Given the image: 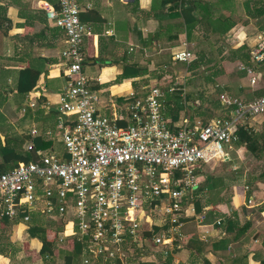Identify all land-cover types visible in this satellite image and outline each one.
<instances>
[{
  "label": "crops",
  "instance_id": "1",
  "mask_svg": "<svg viewBox=\"0 0 264 264\" xmlns=\"http://www.w3.org/2000/svg\"><path fill=\"white\" fill-rule=\"evenodd\" d=\"M56 1L0 0V14L12 23L7 34L0 32V149L5 146L6 136L20 138L31 128H36L37 136L51 141L53 150L62 151L54 124L56 103L64 81L61 53L65 38L45 14ZM90 1L92 8L84 12L81 20L90 29V35L83 39L86 59L83 73L90 88L99 96V115L124 120L128 115L127 99L133 93L141 94L149 85L184 94L186 77L193 76L197 70H201V81L198 82L199 86L201 83V100L196 102L201 101V112L206 110L208 99H217L221 93L245 101L264 95V67L258 68V82L251 86L245 72L239 70L244 64L240 61L243 54L232 52L241 47L250 52L257 37L264 35V0ZM222 18H227L231 24V28L223 33L218 29L215 31ZM184 49L191 51L194 58L190 64L179 63L181 66L178 67L171 58L175 52ZM194 63L196 68L189 69ZM127 65H139L147 72L142 77L122 78ZM26 67L38 71L39 77L30 93L20 95L15 89L17 74ZM27 97L37 106L22 113ZM175 102L179 100L175 98L169 105ZM193 108H196L195 104ZM165 109L162 115L171 124V116ZM186 116L184 109L179 117L183 121ZM252 123L254 127L259 126L264 123V117L256 116ZM231 153L237 155L234 159H242L244 153L255 162L242 148H234L225 162L232 160ZM10 159L12 153L2 155L0 151V163ZM232 161L229 165L236 170L240 163ZM201 167L196 175L198 186L192 192V200L199 197L202 210L196 214L193 204L185 208L189 219L183 225L191 224L189 233L170 249L167 259L163 257L162 261L151 263L259 264L264 260L263 191L257 189L247 196L236 185L227 196L226 178L212 172L203 174ZM245 176L246 173H242L240 179ZM248 176L254 179L256 175ZM216 178L223 181L218 190L211 188ZM206 181L210 185H206ZM214 192L217 193L215 199L205 200ZM227 217L234 221V232L240 231L238 236L227 235L223 225H219ZM47 220L35 214L29 223L0 219V264H42L41 252L44 251L52 252L55 264H64L68 256L61 255L58 249L51 251L29 237L30 224L42 221L45 225ZM54 227H47L49 239L54 237ZM61 228L63 234L65 229ZM68 233L65 232V236ZM25 240L31 243L25 246ZM189 240L194 244L188 243ZM64 249L70 250V247ZM84 258L78 264H84ZM89 264L97 262L90 259Z\"/></svg>",
  "mask_w": 264,
  "mask_h": 264
},
{
  "label": "built area",
  "instance_id": "2",
  "mask_svg": "<svg viewBox=\"0 0 264 264\" xmlns=\"http://www.w3.org/2000/svg\"><path fill=\"white\" fill-rule=\"evenodd\" d=\"M91 8L90 0H57L45 11L65 38L64 81L54 124L62 151L36 150L37 162L19 163L0 173V219L29 223L35 214L70 227L67 235L92 252L84 264L90 259L122 264L126 250L141 243L153 227L161 231L150 242L167 255L184 237L182 205L192 200L198 186L195 170L229 159L238 125L264 116V95L245 101L221 93L217 100L226 117L208 123L184 119L170 130L162 103L173 90L152 87L128 105L130 124L118 126L116 119L97 113L99 96L83 73V39L90 29L79 16ZM193 58L184 49L171 59L188 64ZM249 61L251 65L241 64L239 70L253 86L259 79L256 68L264 63V35L257 37ZM36 106L27 97L21 112ZM37 135L36 128L26 133ZM25 147L33 149L31 143ZM64 233L58 234L59 244L68 237Z\"/></svg>",
  "mask_w": 264,
  "mask_h": 264
},
{
  "label": "trees",
  "instance_id": "3",
  "mask_svg": "<svg viewBox=\"0 0 264 264\" xmlns=\"http://www.w3.org/2000/svg\"><path fill=\"white\" fill-rule=\"evenodd\" d=\"M49 1V0H48ZM55 6V5H53ZM176 6V5H175ZM174 6V7H175ZM1 9V7H0ZM90 11V10H88ZM84 11V12H88ZM84 12L80 13V20H83L82 15ZM12 26V23L10 19H8L5 15L0 14V32L3 34H7L8 31L10 30ZM213 28V27H211ZM231 28V24L229 23L227 18H222L220 19V22L218 25L215 27V31L220 30L222 33L228 31ZM218 29V30H217ZM214 30V28H213ZM61 31V30H60ZM220 32V34H222ZM63 34V32L61 31ZM64 36V34H63ZM233 53H242V57H240V61L246 65H251L249 61V56L250 52L244 50L243 47L232 51ZM85 55V54H84ZM246 55V57H245ZM201 57V55H200ZM259 67H264V63L260 64L257 66L256 71L258 74V68ZM196 68V63H194L189 69L194 70ZM147 70L144 67H140L139 65H127L124 66L123 73L121 75L122 78H135V77H142L146 74ZM200 73V70H197L194 75H197V73ZM39 77V72L33 70L32 68H23L19 70L17 74V80L15 84V89L18 94L20 95H25L30 93L33 88L35 87L37 80ZM145 85V83H144ZM200 89H201V83H200ZM147 90L142 92L141 94L133 93L132 97H129L127 99V105L130 103L134 102L137 99H140L145 96ZM164 99V102L162 103V111L165 109V113L167 115L171 116V124L168 122V128L170 130H176L178 127L182 125V119H180V113L183 110H186L187 114V119L188 122L191 123L193 120L198 119L199 121L203 122H208L211 119H218L221 117H226L227 112H219L218 114H215L213 110L219 111L222 108L220 105L219 101L213 100L212 98L207 100L206 102V110L202 111L193 108V104L195 103L196 100H201V90H198L196 92V96H192L190 94H186L182 91H177L173 92L171 91ZM175 98L179 100V102H175L172 106L169 105L170 102H172ZM2 104V103H1ZM128 109V108H127ZM211 109V110H210ZM211 111L209 113L208 111ZM224 111V109H223ZM128 115L124 120L121 121H116L118 126H127L130 124V115ZM264 117V116H263ZM181 120V124H179L177 127H175V124L178 123V121ZM253 118H249L245 123L242 125H238L237 130H236V135H237V141L235 143V148H242L245 153H248L255 162L260 163L262 162L261 165V171L254 177H252V182L262 184L264 185V123L261 125L254 127L253 126ZM5 146L0 149L2 152V155L6 154H11L12 153V159L10 160H3L0 163V173L2 172H7L16 167L19 163H28V162H37L38 157L36 156V150H50L53 148L52 142L44 140L42 136H35V137H28L26 135L16 138V137H5ZM26 143H31L32 144V150L28 151L25 147ZM57 152H61L58 150ZM203 167H201V170ZM198 169L195 170V175H197ZM255 180V181H254ZM223 181L221 178H216L212 182L213 189L218 190L222 188ZM217 192V191H216ZM214 192L213 194L209 193L207 198V201H212L213 199L216 198L217 193ZM249 196V195H248ZM250 199V198H249ZM193 204L194 211L196 214H199L200 211L202 210V206L200 205V198H195L193 200H187L183 203L182 208L185 210L186 207L190 206ZM41 217V216H39ZM43 218V217H42ZM189 218H187L185 215H182L180 218V221L182 223H185ZM42 220V219H41ZM233 220L230 219V217H227L223 220V222H219V225H223V229L227 235H233V236H238L239 232L237 233L234 232V225H233ZM48 226L43 225V222L37 221L33 222L28 226V234L29 237L32 239H37L40 243L44 245V247L49 248V250H57L61 255H66L68 256L65 259L64 264H78L81 258L91 255L92 252L86 247L85 244H83L81 241L77 239V237H67L63 243H58V234L62 231V228H56L54 229V237L52 239H49L47 237V228ZM160 228L158 227H153L149 236L147 235L146 240L150 242V239L155 238L159 232ZM190 244H192V240H189ZM194 244V243H193ZM57 247V248H56ZM70 247V250H65L64 248ZM62 249V250H61ZM41 252V262L42 264H55V260L52 256V252ZM167 259V257H166ZM107 264H121L119 260H114V262H108ZM138 264H152L151 262H138ZM259 264H264V260L261 261Z\"/></svg>",
  "mask_w": 264,
  "mask_h": 264
},
{
  "label": "rangeland",
  "instance_id": "4",
  "mask_svg": "<svg viewBox=\"0 0 264 264\" xmlns=\"http://www.w3.org/2000/svg\"><path fill=\"white\" fill-rule=\"evenodd\" d=\"M173 64L176 66L179 65V63H177V62H173ZM180 66L181 65H179L178 67H180ZM194 74L195 73H193V76L191 74L189 77H186L187 80L185 81V83H184L185 85L183 86L185 93L190 94L192 96H196V92L198 90H201L200 86L198 85L199 80L201 81V70H200V73L199 72L197 73V75H194ZM150 88H151V85H149L146 88V90H148ZM213 100L217 101V99H215V98H213ZM194 104L196 105L197 109L201 110V101H198V102L195 101ZM219 112H226V111H223V109H221V110L215 112V114H218ZM56 138L59 139V136L56 135ZM54 143H56V142H54ZM234 156L236 157L237 155L232 154V160H236L240 163V164H238V167H236V170H233V167H231L232 165H229L231 162H233L232 160L230 162L228 161L225 163H218V162L214 163V162H212L210 164L203 166V174H208L209 172H212L214 175L223 176L224 179L226 178L225 183L228 184L227 185L228 186L227 196L230 194L232 188H234L236 185H239L240 189L247 196L251 192L259 189V190L263 191L261 193V195L264 197V185L258 184V183L254 184L252 182L251 176H248L252 173L257 175L261 171L262 162H260V163L253 162L244 153L242 156L243 158L240 160L234 159ZM217 163L219 165H217ZM242 173H244V174L246 173L247 176L240 179L242 177ZM207 184L210 185L209 181H206V185ZM224 198H226V195ZM261 204L263 207L264 202ZM44 223H45V226H51V227L55 226L54 227L55 229L62 226V225H58V224L54 225V223H56V221L54 219L47 220ZM23 227H24L25 233H27L25 226H23ZM192 227H193V225H192ZM190 229H191V224L183 225L180 231H181L182 235L184 236V235H187L189 233ZM69 230H70V227H67L64 231L67 233V232H69ZM145 236L143 237L141 243L134 244L133 246H131V248H128L126 250V252L124 253V258L122 260V264H138V262H141V261H143V262H151V261H156V260L162 261V258L163 257L165 258L168 255V254L167 255L163 254L164 248L162 246L153 245L151 242L146 240L147 237H145ZM27 243H31L30 240L24 241V245Z\"/></svg>",
  "mask_w": 264,
  "mask_h": 264
}]
</instances>
